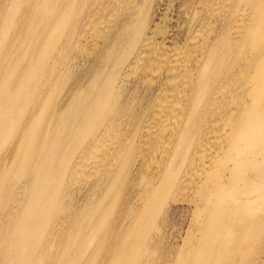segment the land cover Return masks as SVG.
Returning a JSON list of instances; mask_svg holds the SVG:
<instances>
[{
	"label": "bare ground",
	"instance_id": "1",
	"mask_svg": "<svg viewBox=\"0 0 264 264\" xmlns=\"http://www.w3.org/2000/svg\"><path fill=\"white\" fill-rule=\"evenodd\" d=\"M156 3L0 0V264H264V0Z\"/></svg>",
	"mask_w": 264,
	"mask_h": 264
},
{
	"label": "rangeland",
	"instance_id": "2",
	"mask_svg": "<svg viewBox=\"0 0 264 264\" xmlns=\"http://www.w3.org/2000/svg\"><path fill=\"white\" fill-rule=\"evenodd\" d=\"M191 1L192 0H157L153 24L156 21H161L162 16L169 8L171 12L168 19L172 35L178 40L179 43L183 42L188 36L190 30L188 26L191 10L188 9V7L191 4ZM166 141H168V139ZM153 152L154 151H151L150 154ZM157 154H154L153 156L154 158L159 159L160 155ZM178 197L179 199H186L185 194H182ZM191 214V209L180 201L174 203V205H172L171 209L169 210L168 224H166L163 228L165 229L164 247L166 249H163L164 251H162L161 254V256L167 257L165 261L168 262V264H175L178 254H181L182 246L184 245V238L187 239L188 237L190 238L192 236V233L187 232L188 227L192 222ZM162 220L163 217L159 220L160 224L162 223ZM170 247L171 249H169ZM156 253L158 254L159 251ZM156 263L159 264V262ZM252 264H254V262Z\"/></svg>",
	"mask_w": 264,
	"mask_h": 264
}]
</instances>
